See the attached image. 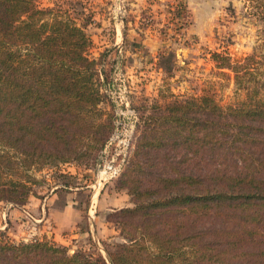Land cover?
Masks as SVG:
<instances>
[{
    "label": "trees",
    "instance_id": "trees-1",
    "mask_svg": "<svg viewBox=\"0 0 264 264\" xmlns=\"http://www.w3.org/2000/svg\"><path fill=\"white\" fill-rule=\"evenodd\" d=\"M38 1L0 0V202L18 207L35 172L94 160L112 132L84 26ZM211 58L245 98L174 97L141 116L120 183L133 206L113 214L125 242L109 264H264V56ZM0 264L107 263L46 239L15 244L0 230Z\"/></svg>",
    "mask_w": 264,
    "mask_h": 264
},
{
    "label": "rangeland",
    "instance_id": "rangeland-1",
    "mask_svg": "<svg viewBox=\"0 0 264 264\" xmlns=\"http://www.w3.org/2000/svg\"><path fill=\"white\" fill-rule=\"evenodd\" d=\"M54 4L83 25L93 43L89 52L98 61L97 81L106 98L101 108L111 115L112 132L94 160L82 158L35 172L39 183L24 207L0 202V211L9 206L25 210L24 218L6 217L4 228L1 214L0 230L15 244L46 239L70 255L101 256L109 264L107 252L125 242L113 214L133 206L120 183L134 156L141 116L150 113L154 101L163 104L174 97L209 95L220 106L243 101L246 93L237 89L234 73L217 68L211 54L219 53L231 64L254 56L259 64L264 22L259 0H175L158 11L136 8L137 0L38 1L39 8ZM184 8L188 21L182 33L178 19ZM52 197L51 206L74 202L80 213V222L57 239L48 217L37 222L38 211H46ZM40 227L45 230L38 231Z\"/></svg>",
    "mask_w": 264,
    "mask_h": 264
},
{
    "label": "crops",
    "instance_id": "crops-1",
    "mask_svg": "<svg viewBox=\"0 0 264 264\" xmlns=\"http://www.w3.org/2000/svg\"><path fill=\"white\" fill-rule=\"evenodd\" d=\"M138 1V5L137 7H141L144 8L149 7L152 11L155 10H161L163 9L165 4L168 3H173L175 0H152L151 2L147 1V0H137ZM155 41V40H154ZM55 202V199L52 197L46 204V207L48 208L46 211H42L39 212L38 211V219L37 222H42L44 221L45 217L49 218V220L53 223L54 227H53V233H54V237L55 239H57L61 234H63L65 231H70L73 227H75L79 222H80V213L78 211V209H76L74 202H72L69 206H61L60 208H56L54 206H51L52 203ZM35 203H32V207H34ZM50 205V206H49ZM24 213L25 210H19V209H15L9 206L8 209L6 210V212L4 211H0V215L2 214L5 219H4V224L3 226H1V228H4L5 226L8 225V219H6V217L10 216L14 217V218H24ZM47 218V219H48ZM46 219V221H47ZM0 224L1 220H0ZM42 228V229H41ZM44 231V227H40L38 228L39 230ZM76 236V235H75Z\"/></svg>",
    "mask_w": 264,
    "mask_h": 264
},
{
    "label": "built area",
    "instance_id": "built-area-1",
    "mask_svg": "<svg viewBox=\"0 0 264 264\" xmlns=\"http://www.w3.org/2000/svg\"><path fill=\"white\" fill-rule=\"evenodd\" d=\"M188 21V16H187V12L185 11V8L181 11V13L179 14V19H178V23L181 24V32L183 33V31H185V25L187 24ZM109 167V166H108Z\"/></svg>",
    "mask_w": 264,
    "mask_h": 264
}]
</instances>
